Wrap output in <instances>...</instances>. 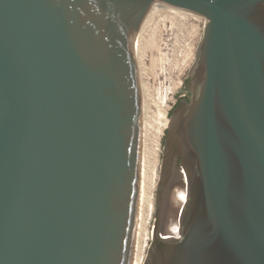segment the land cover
Listing matches in <instances>:
<instances>
[{
	"label": "water",
	"instance_id": "water-1",
	"mask_svg": "<svg viewBox=\"0 0 264 264\" xmlns=\"http://www.w3.org/2000/svg\"><path fill=\"white\" fill-rule=\"evenodd\" d=\"M159 3L205 23L144 264H264V0H0V264H132Z\"/></svg>",
	"mask_w": 264,
	"mask_h": 264
},
{
	"label": "rangeland",
	"instance_id": "rangeland-1",
	"mask_svg": "<svg viewBox=\"0 0 264 264\" xmlns=\"http://www.w3.org/2000/svg\"><path fill=\"white\" fill-rule=\"evenodd\" d=\"M159 5L160 7L154 8L155 11L150 14V18L141 28L137 38V62L140 69L142 81L141 85L143 83L148 91V93H146L147 96L143 95L144 102L146 103V114L151 115L157 111L155 100L159 101V96H163L164 87H167L168 84L167 88L173 85V82H177L174 92L168 93L169 98L175 102V104H173V108L178 104L180 99L184 97V84L188 79L187 70L195 60L194 53V58L191 63L187 65V62L185 63L184 61V56L187 52L186 50L188 46L187 42H197L198 44L205 23V19L200 15L193 14L199 16L200 18H193L189 15L187 18L186 16L181 17L182 15H179V12L183 11H179L178 9L173 10L172 8H168L161 4ZM162 10L163 12H161ZM183 63H185V66ZM148 103H151V106ZM150 110H153V113H150ZM172 110L169 111V116H171ZM164 138L165 136L162 137L161 141L162 152H159L161 155L160 165L163 156ZM153 222L154 214L152 227Z\"/></svg>",
	"mask_w": 264,
	"mask_h": 264
},
{
	"label": "bare ground",
	"instance_id": "bare-ground-1",
	"mask_svg": "<svg viewBox=\"0 0 264 264\" xmlns=\"http://www.w3.org/2000/svg\"><path fill=\"white\" fill-rule=\"evenodd\" d=\"M159 4L166 6L168 8H172L173 10L176 9L166 4H162V3H159ZM159 4H156L153 7L151 13L155 11L154 8L160 7ZM161 12H163V10ZM179 13H180L179 15H182L181 17H184V16H186V18L189 16L193 18L199 17L196 15L190 14L186 11L179 12ZM149 16L147 17L143 25L150 18ZM141 28L139 32L141 31ZM138 35H137V38H138ZM137 42H138V39H136V56H137V47H138ZM187 43H188V46L186 50L187 52L185 53V56H184V59H185L184 61L185 63L187 62L186 64L188 65L189 63L193 61L194 53L196 51V46L198 44L197 42H193V43L187 42ZM185 63H183L184 66H185ZM173 83L174 84L171 85L169 88H167L169 84L167 85V87H164L165 89L163 91V96H159L158 98L159 101L155 100V103L157 105V111L155 112V109H154L155 113H153V110L149 111L150 113L152 112L153 115L146 114L147 110H146V103L144 102V96L146 95V93H148V91L146 89V86H144L142 83V92L144 93L143 94L144 95L143 96L144 121H143V134H142L141 184H140L139 208H138V216H137V222H136V236H135L132 264H144L146 256H147L148 248H149L148 245H150L149 241L150 239L152 240V236H153L154 222H153V227H152V219H153V214H155L154 210L156 209L155 192L157 191V186H158V182L160 179V172H161V165H160L161 155L159 154V152L161 151V145H162L161 141H162L163 134L170 122L169 110L174 103V101H172L168 95V93L174 92L175 90V85L177 82L175 81ZM159 168H160V172H159Z\"/></svg>",
	"mask_w": 264,
	"mask_h": 264
},
{
	"label": "flooded vegetation",
	"instance_id": "flooded-vegetation-1",
	"mask_svg": "<svg viewBox=\"0 0 264 264\" xmlns=\"http://www.w3.org/2000/svg\"><path fill=\"white\" fill-rule=\"evenodd\" d=\"M185 95H184V97H188L189 96V94H190V92L189 91H187L186 93H184ZM183 97V98H184ZM181 100V99H180Z\"/></svg>",
	"mask_w": 264,
	"mask_h": 264
},
{
	"label": "built area",
	"instance_id": "built-area-1",
	"mask_svg": "<svg viewBox=\"0 0 264 264\" xmlns=\"http://www.w3.org/2000/svg\"><path fill=\"white\" fill-rule=\"evenodd\" d=\"M173 104H175V102H174ZM172 108H173V105L171 106L170 110H172ZM170 110H169V111H170ZM166 129H167V128H166ZM165 132H166V130H165ZM165 132H164L163 136H165Z\"/></svg>",
	"mask_w": 264,
	"mask_h": 264
}]
</instances>
